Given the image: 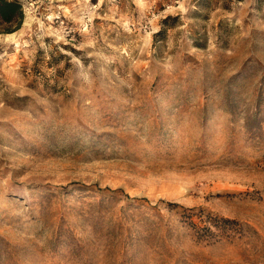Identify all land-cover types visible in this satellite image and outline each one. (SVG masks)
<instances>
[{"label": "rangeland", "instance_id": "1", "mask_svg": "<svg viewBox=\"0 0 264 264\" xmlns=\"http://www.w3.org/2000/svg\"><path fill=\"white\" fill-rule=\"evenodd\" d=\"M16 1L0 264H264V0Z\"/></svg>", "mask_w": 264, "mask_h": 264}, {"label": "trees", "instance_id": "2", "mask_svg": "<svg viewBox=\"0 0 264 264\" xmlns=\"http://www.w3.org/2000/svg\"><path fill=\"white\" fill-rule=\"evenodd\" d=\"M21 5L16 0H0V20L6 24H19L22 18ZM212 219V218H211ZM211 219H207V222L211 223ZM191 222V220L189 219ZM200 222H205L204 219L199 218ZM222 222L227 221L226 219H221ZM214 223V222H213ZM215 225L216 222H215Z\"/></svg>", "mask_w": 264, "mask_h": 264}]
</instances>
